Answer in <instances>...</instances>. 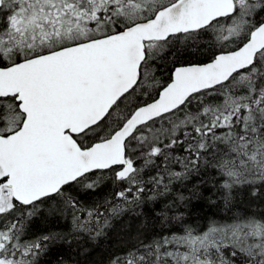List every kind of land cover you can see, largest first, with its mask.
Segmentation results:
<instances>
[{"label":"snow or ice","instance_id":"1","mask_svg":"<svg viewBox=\"0 0 264 264\" xmlns=\"http://www.w3.org/2000/svg\"><path fill=\"white\" fill-rule=\"evenodd\" d=\"M0 264H264V0H0Z\"/></svg>","mask_w":264,"mask_h":264}]
</instances>
